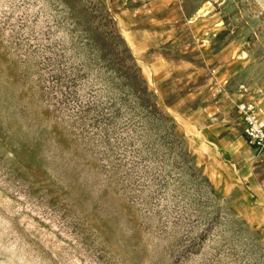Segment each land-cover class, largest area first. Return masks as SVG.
I'll use <instances>...</instances> for the list:
<instances>
[{
    "label": "rangeland",
    "instance_id": "374dc122",
    "mask_svg": "<svg viewBox=\"0 0 264 264\" xmlns=\"http://www.w3.org/2000/svg\"><path fill=\"white\" fill-rule=\"evenodd\" d=\"M244 100L264 0H0V264H264Z\"/></svg>",
    "mask_w": 264,
    "mask_h": 264
},
{
    "label": "built area",
    "instance_id": "2783aa9c",
    "mask_svg": "<svg viewBox=\"0 0 264 264\" xmlns=\"http://www.w3.org/2000/svg\"><path fill=\"white\" fill-rule=\"evenodd\" d=\"M236 108L244 120L247 143L255 148H264V118L251 101H240Z\"/></svg>",
    "mask_w": 264,
    "mask_h": 264
},
{
    "label": "crops",
    "instance_id": "0c3cea01",
    "mask_svg": "<svg viewBox=\"0 0 264 264\" xmlns=\"http://www.w3.org/2000/svg\"><path fill=\"white\" fill-rule=\"evenodd\" d=\"M243 126H245L244 122H243ZM243 128V127H242Z\"/></svg>",
    "mask_w": 264,
    "mask_h": 264
},
{
    "label": "bare ground",
    "instance_id": "6f19581e",
    "mask_svg": "<svg viewBox=\"0 0 264 264\" xmlns=\"http://www.w3.org/2000/svg\"><path fill=\"white\" fill-rule=\"evenodd\" d=\"M257 106V105H256ZM258 108V107H257Z\"/></svg>",
    "mask_w": 264,
    "mask_h": 264
}]
</instances>
